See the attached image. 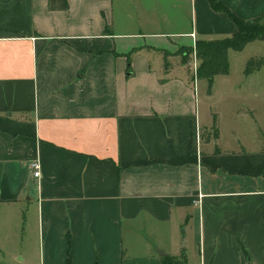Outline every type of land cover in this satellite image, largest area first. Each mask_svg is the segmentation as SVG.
Returning a JSON list of instances; mask_svg holds the SVG:
<instances>
[{
    "label": "crops",
    "instance_id": "crops-1",
    "mask_svg": "<svg viewBox=\"0 0 264 264\" xmlns=\"http://www.w3.org/2000/svg\"><path fill=\"white\" fill-rule=\"evenodd\" d=\"M66 1L0 0V264H264V84L243 69L259 57L232 76L228 52L207 92L177 51L236 26L206 0L135 19Z\"/></svg>",
    "mask_w": 264,
    "mask_h": 264
},
{
    "label": "trees",
    "instance_id": "trees-1",
    "mask_svg": "<svg viewBox=\"0 0 264 264\" xmlns=\"http://www.w3.org/2000/svg\"><path fill=\"white\" fill-rule=\"evenodd\" d=\"M49 9L66 10L68 4L66 0H48ZM211 9L216 13H223L228 17L230 22L236 26V31L230 37L219 40H198L195 43V56L199 61L196 78L207 81L210 92L211 83L214 77L228 74V55L229 50L241 51L250 42L261 41L264 43V15L254 19L243 20L234 12L221 3L219 0H206ZM193 48L190 47L183 54L189 57ZM264 66V58L250 59L247 62L244 73L250 74L259 71ZM69 264V260L67 261ZM170 264V263H167ZM172 264V263H171Z\"/></svg>",
    "mask_w": 264,
    "mask_h": 264
},
{
    "label": "rangeland",
    "instance_id": "rangeland-1",
    "mask_svg": "<svg viewBox=\"0 0 264 264\" xmlns=\"http://www.w3.org/2000/svg\"><path fill=\"white\" fill-rule=\"evenodd\" d=\"M124 3L127 5V7H126L127 13L126 14H128L129 16L130 15L133 16L134 19L136 18L138 6L139 7L143 6L146 10L145 12L147 13V0H126ZM253 45L260 46V48L256 47V46H249L248 49H245V51H242L243 50L242 49L241 53H239L240 51H232V50L228 51V52H230V54L233 55L231 57V60H230V63H231L230 69L232 70V72H231L232 76H235L236 74L237 75L241 74V70L238 66V63L246 61L247 59H250V56L256 55L259 58H262L264 56V43L261 41H255V43ZM253 47H256V48H253ZM177 51L179 53V56L182 58V61L185 64V67L187 68V65H188L187 63L192 61V57L191 56H189V57L184 56L183 57V54L186 52V49H181V50L179 49ZM177 51H175V53ZM228 52H227V55H228ZM259 58H256V59H259ZM245 65H244V67H245ZM190 67L191 66H189V71H190ZM228 67H229V55H228ZM261 68H262V70H261ZM261 68H260L261 72H259V74L261 73V75L263 76V84H264V66ZM262 128L264 129V125L262 126ZM258 135L260 136L259 129H257V131L254 134L252 131H248V130L246 131V137L247 138H251V139L255 138L256 139L258 137Z\"/></svg>",
    "mask_w": 264,
    "mask_h": 264
},
{
    "label": "built area",
    "instance_id": "built-area-1",
    "mask_svg": "<svg viewBox=\"0 0 264 264\" xmlns=\"http://www.w3.org/2000/svg\"><path fill=\"white\" fill-rule=\"evenodd\" d=\"M191 37L193 38L194 35L192 34ZM192 57V61H190V71H192L193 76H196L197 74V67H198V59L197 56H195V46L193 47V51L190 54ZM31 170V174L33 178H38L40 176V165L37 160H32L28 164Z\"/></svg>",
    "mask_w": 264,
    "mask_h": 264
}]
</instances>
